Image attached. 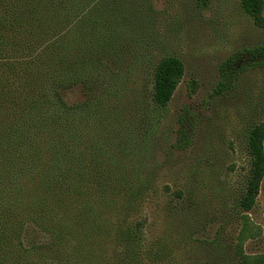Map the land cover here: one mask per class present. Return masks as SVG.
I'll list each match as a JSON object with an SVG mask.
<instances>
[{
    "label": "trees",
    "instance_id": "trees-1",
    "mask_svg": "<svg viewBox=\"0 0 264 264\" xmlns=\"http://www.w3.org/2000/svg\"><path fill=\"white\" fill-rule=\"evenodd\" d=\"M147 7L131 0H0V264L171 260V234L148 240L146 209L160 196L161 125L185 68L176 55L160 56L145 90L135 81L141 67L121 65ZM241 8L264 27V0H241ZM252 68L264 69V43L219 64L209 100L227 95ZM74 88L82 99L68 103L64 94ZM261 114L246 127L240 212L254 207L264 178V105ZM175 122L168 151H185L197 115L185 106ZM192 189L176 188L167 206L177 199L171 208L182 210L179 201ZM234 257L254 262L241 243Z\"/></svg>",
    "mask_w": 264,
    "mask_h": 264
},
{
    "label": "rangeland",
    "instance_id": "rangeland-1",
    "mask_svg": "<svg viewBox=\"0 0 264 264\" xmlns=\"http://www.w3.org/2000/svg\"><path fill=\"white\" fill-rule=\"evenodd\" d=\"M131 1L148 5V10L132 29L126 44L130 53L121 65L141 67L135 81L145 90L160 56L176 55L185 68L161 125L156 173L160 196L157 205H147L148 240L164 231L171 234L168 264H237L238 243L253 264H264V178L254 207L248 212L236 208L247 169L246 127L263 120L264 69L246 71L227 95L208 98L219 64L233 51L264 43V27L253 24L241 0ZM64 99H82L80 90H67ZM185 106L198 118L192 144L169 152L167 137L172 138L176 116ZM187 184L193 189L191 197L180 199L182 210L173 209L177 199L167 206L172 191Z\"/></svg>",
    "mask_w": 264,
    "mask_h": 264
}]
</instances>
